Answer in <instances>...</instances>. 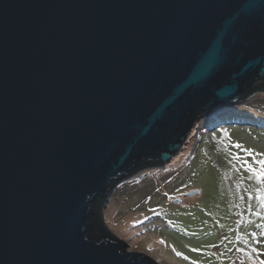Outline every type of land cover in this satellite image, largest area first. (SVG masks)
<instances>
[{"label":"water","instance_id":"water-1","mask_svg":"<svg viewBox=\"0 0 264 264\" xmlns=\"http://www.w3.org/2000/svg\"><path fill=\"white\" fill-rule=\"evenodd\" d=\"M262 87L264 0H0V264H158L95 201Z\"/></svg>","mask_w":264,"mask_h":264},{"label":"rangeland","instance_id":"rangeland-1","mask_svg":"<svg viewBox=\"0 0 264 264\" xmlns=\"http://www.w3.org/2000/svg\"><path fill=\"white\" fill-rule=\"evenodd\" d=\"M220 118L233 121L216 127ZM197 127L172 165L115 188L105 222L128 251L158 264H261L264 182L248 169L264 161V92Z\"/></svg>","mask_w":264,"mask_h":264},{"label":"trees","instance_id":"trees-1","mask_svg":"<svg viewBox=\"0 0 264 264\" xmlns=\"http://www.w3.org/2000/svg\"><path fill=\"white\" fill-rule=\"evenodd\" d=\"M257 93H263L264 92V87L257 89ZM233 120L226 119V118H220L218 120V123L216 124L217 126H221L222 124H229ZM104 203L105 199L103 198H98L93 206V212L95 214L94 219L97 221L98 224H101L102 227H105L110 233H112L108 227V225L105 222L104 216H103V208H104Z\"/></svg>","mask_w":264,"mask_h":264},{"label":"snow or ice","instance_id":"snow-or-ice-1","mask_svg":"<svg viewBox=\"0 0 264 264\" xmlns=\"http://www.w3.org/2000/svg\"><path fill=\"white\" fill-rule=\"evenodd\" d=\"M248 171L253 174L252 178L256 179L259 182H264V161L260 162L259 170L250 167ZM261 201L262 203H264V195L261 196ZM261 264H264V261H262Z\"/></svg>","mask_w":264,"mask_h":264},{"label":"clouds","instance_id":"clouds-1","mask_svg":"<svg viewBox=\"0 0 264 264\" xmlns=\"http://www.w3.org/2000/svg\"><path fill=\"white\" fill-rule=\"evenodd\" d=\"M173 163H171V165H172ZM114 234V233H113Z\"/></svg>","mask_w":264,"mask_h":264}]
</instances>
